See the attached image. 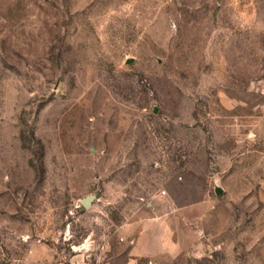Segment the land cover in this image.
I'll return each mask as SVG.
<instances>
[{"label": "rangeland", "instance_id": "obj_1", "mask_svg": "<svg viewBox=\"0 0 264 264\" xmlns=\"http://www.w3.org/2000/svg\"><path fill=\"white\" fill-rule=\"evenodd\" d=\"M0 264H264V0H0Z\"/></svg>", "mask_w": 264, "mask_h": 264}, {"label": "water", "instance_id": "obj_2", "mask_svg": "<svg viewBox=\"0 0 264 264\" xmlns=\"http://www.w3.org/2000/svg\"><path fill=\"white\" fill-rule=\"evenodd\" d=\"M92 197V195H88L87 197H84L82 200H81V203L84 205V206H87L88 202H89V199Z\"/></svg>", "mask_w": 264, "mask_h": 264}]
</instances>
